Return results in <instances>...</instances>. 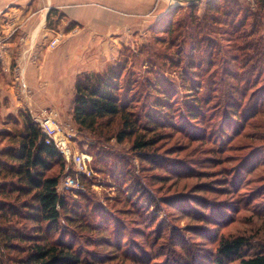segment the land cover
Listing matches in <instances>:
<instances>
[{"label":"rangeland","instance_id":"rangeland-1","mask_svg":"<svg viewBox=\"0 0 264 264\" xmlns=\"http://www.w3.org/2000/svg\"><path fill=\"white\" fill-rule=\"evenodd\" d=\"M19 1L0 4L24 17L30 9ZM37 1L54 12L33 52L21 58L36 69L37 90L52 102L46 108L57 110L74 133L72 156L58 149L65 169L55 171L80 182L64 196L81 208V219H63L49 240L71 242L80 264H218L221 242L241 237L248 242L245 255H254L264 239V2L236 0L228 8L220 0L217 10L214 0H203L174 13V0H109L130 25L99 37L86 36L57 8L59 0H30ZM245 16L251 20L241 30ZM20 32L22 47L36 43L35 35ZM55 37L61 43L53 49ZM254 45L257 51L249 50ZM112 66L121 68L123 99L138 124L136 135L122 142L119 117L100 121L92 132L79 130L72 118L78 78ZM25 67L17 73L22 81ZM46 108L20 112L31 117ZM20 112L0 116V130ZM136 140L152 146L139 150ZM77 154L86 156L90 175L77 174ZM138 186L144 191L137 197ZM12 226L31 233L26 219ZM24 248L0 249V258L18 264L30 252Z\"/></svg>","mask_w":264,"mask_h":264},{"label":"trees","instance_id":"trees-1","mask_svg":"<svg viewBox=\"0 0 264 264\" xmlns=\"http://www.w3.org/2000/svg\"><path fill=\"white\" fill-rule=\"evenodd\" d=\"M208 1L212 5L213 0ZM214 1V8L219 10L220 0ZM225 2L228 8H233L237 3L236 0ZM189 5L193 7L196 4ZM179 9L176 8L174 13ZM53 12L50 10L48 13V22ZM257 16L253 19L254 28L257 27ZM250 20L249 16L244 17L240 23L241 30ZM255 32L253 29L247 37ZM249 43L245 41V44ZM254 48L255 45L249 47V50ZM257 55L261 56L260 53ZM260 71L264 74L263 67ZM123 85L119 66H112L103 74H88L78 78L72 118L79 130L92 132L100 121L119 117L123 123V130L117 135L119 142L136 135L138 124L131 120L129 105L123 99ZM195 106L201 107L198 100H195ZM20 118H23L21 130ZM11 119L13 121L5 122L4 128L0 130V143L9 142L0 150V249L16 251L19 246H23L25 248L21 251L30 250L18 264H80V258L71 242L62 238L51 242L48 238L60 232L63 219L68 223H76L81 219V208L77 204L71 205L66 196L57 191L66 174H57L55 168L61 167V171H64V156L53 143L46 144L45 135L29 115L20 112L17 119ZM10 124L14 129H9ZM151 146L149 142L135 141V147L139 150ZM136 191L138 197L144 189L138 186ZM20 219L32 223L31 233L12 229V225ZM247 245L248 242L242 237L222 241L218 249L221 257L217 260L218 264H225L226 260L239 261L240 264H264V239L263 245L254 255H245ZM10 261V257L0 258V264H9Z\"/></svg>","mask_w":264,"mask_h":264},{"label":"crops","instance_id":"crops-1","mask_svg":"<svg viewBox=\"0 0 264 264\" xmlns=\"http://www.w3.org/2000/svg\"><path fill=\"white\" fill-rule=\"evenodd\" d=\"M19 3H26L25 9H30L24 17L19 8V10L16 8L17 11L13 9L6 12V6L0 4V116L17 115L23 109L35 111L52 105V102L43 101V96L40 95H44V92L37 90L39 80L36 69H33L29 61L25 62L21 58L24 53L36 47L37 34L41 26H46L48 13L52 8L40 5V1L31 3L30 0H21ZM34 7L36 11L32 13L31 10ZM57 8L64 10L70 20L80 24L86 36L102 37L117 33L119 30L123 31L130 25L128 19L121 16L118 6L109 3V0H59ZM3 14L6 16L1 18ZM20 31L35 35L33 38L36 39L33 41L36 43L22 47L20 43L22 39L19 40ZM25 63H27L26 67ZM23 67H25L27 78H24L26 82L24 84L35 90H33L34 95L31 92V97L23 91V85L21 86L17 81V73Z\"/></svg>","mask_w":264,"mask_h":264},{"label":"built area","instance_id":"built-area-1","mask_svg":"<svg viewBox=\"0 0 264 264\" xmlns=\"http://www.w3.org/2000/svg\"><path fill=\"white\" fill-rule=\"evenodd\" d=\"M61 43L59 37H55L50 42L51 48H56ZM21 73V72H20ZM20 73L17 75V81L22 82L23 91L28 94V87L24 84V81L20 78ZM31 117L36 126H38L42 133L45 135L46 144H54L62 153L65 154L66 158L72 156L69 149V143L74 135L72 128H64L61 123L60 114L57 110L52 108H46L41 110L39 113H32ZM73 162L76 165L77 174L79 175H90L87 166V158L83 154H77L73 156ZM80 187V182L77 176L66 175L60 181L57 191L60 195H65Z\"/></svg>","mask_w":264,"mask_h":264},{"label":"water","instance_id":"water-1","mask_svg":"<svg viewBox=\"0 0 264 264\" xmlns=\"http://www.w3.org/2000/svg\"><path fill=\"white\" fill-rule=\"evenodd\" d=\"M177 2V5L175 6L176 8L181 7L183 4H198L200 2H202L203 0H174Z\"/></svg>","mask_w":264,"mask_h":264}]
</instances>
